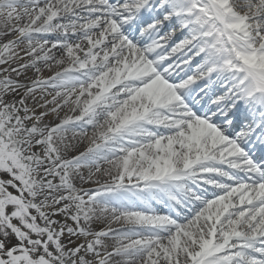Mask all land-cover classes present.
<instances>
[{"label":"snow or ice","instance_id":"obj_1","mask_svg":"<svg viewBox=\"0 0 264 264\" xmlns=\"http://www.w3.org/2000/svg\"><path fill=\"white\" fill-rule=\"evenodd\" d=\"M5 7L0 141L12 148L24 134L20 147L32 149L44 183L29 185L11 161L0 166V264H264V0H0ZM61 56L68 66L52 73ZM77 85L89 97L80 116L50 119L64 105L39 93ZM101 119L111 121L104 139L119 173L84 195L140 201L143 210L121 209L127 231L64 215L61 197L46 212L50 197L37 194L71 191L61 171L69 161L50 170L47 158L58 156V137ZM161 193L168 214L148 202Z\"/></svg>","mask_w":264,"mask_h":264},{"label":"rangeland","instance_id":"obj_2","mask_svg":"<svg viewBox=\"0 0 264 264\" xmlns=\"http://www.w3.org/2000/svg\"><path fill=\"white\" fill-rule=\"evenodd\" d=\"M10 11V10H8ZM20 10L17 9L16 12H19ZM16 12H13V15H16ZM2 8H0V16L2 18L1 22H6L7 19V14L2 15ZM25 19H21V23H24ZM43 21H41L40 23H42ZM39 26V25H37ZM64 65H61L60 67H58L57 70H51L52 73H56V72H60L62 71L64 68H66L69 64V61L67 58L64 57ZM49 75V71L46 69L44 71V76H48ZM39 95L45 100V102H51L52 103V107L53 108H57L59 107L61 104H63L64 106H71V107H67L68 108V118H71V116L73 114L76 113V111L78 110L79 105H81L82 103L86 102L87 99V94H81V87L79 85H77L74 88H67V89H61L59 92V96H57L56 92H51V93H39ZM79 97V100L77 99ZM65 108V107H64ZM61 112L57 113L55 117H51L50 119H56L58 116L60 115ZM77 114V113H76ZM99 121H104L103 119L99 120ZM93 130V128H89L87 131H82V132H69L67 134V139L66 142L63 144L64 147L70 148L71 146H73L74 144H89L88 147H91V151L89 153L88 156L89 158H93L95 159V163L92 164L91 166H85V167H80V169H82L83 173H91L92 171H94V168L98 167L101 164H104L108 159H116L115 157L111 156L110 153H107L106 151V140H99L96 143H94L92 141V137L90 136H86L87 133L91 132ZM107 133V137H111V134ZM84 136V138H83ZM87 137V138H85ZM82 138V139H81ZM84 139V140H83ZM13 140L16 141V144L14 147L9 148L8 145L12 144V141H8L7 143H5L4 141H0V145H3V148L0 149V166H3L5 164V161H11V167L12 168H19L20 171V175L24 176L25 179L29 182V185H31L32 183H35L37 188L41 187L44 183L43 181V176H42V169H39L36 167V165L33 163L32 160L29 159V155L32 153L31 152H26L25 153V147H20V145L23 143V141L25 140V135L24 134H17L14 133L13 134ZM83 141H86L83 143ZM82 142V143H81ZM62 145V146H63ZM55 147L56 150H58L60 148V142L55 141ZM107 154L108 155V159L105 161V159L103 158L104 155ZM53 159V157L47 158V166L49 167L50 161ZM41 162H44L46 159L41 156L40 157ZM98 165V166H97ZM79 167V166H77ZM26 170H30V173ZM71 168H67L66 171L70 172ZM91 188H87V189H81V190H73L67 193H61L58 191H52L55 192V197L56 199L53 201V203H50L51 207L48 209H45L46 212H51L56 210V205H55V201L57 200V197H61L62 199H67L68 203L67 204H74L72 202L73 197H69L70 194H74V197H76L77 195H83L84 193L88 192ZM28 189L25 188V191H27ZM38 195H42V192H38ZM147 197V194H145ZM119 198V197H117ZM27 199V198H25ZM130 202L135 204V206H130V204L128 202H124L123 204H117L114 200V197H111V204H107L105 202V204L99 205L97 207H93L91 208L92 210H90L89 208L87 209L88 212L86 214L90 215H99V214H107L113 212L115 215V219L113 218V220L111 221L109 220H105L101 225H103L104 229L106 231L108 230H112V229H121V230H125L127 231L129 228H132L133 225H131L130 223H128L125 220L124 215L122 214L121 209H128L129 211H138V210H143V205L140 204V201L135 200V198H129ZM157 200H159V202H157ZM148 202L152 208V210L157 213V214H168L171 209L167 206V200L165 197H163V194H157L156 199H152L150 197H148ZM107 204V205H106ZM79 207H81V205H78ZM69 211L64 213V215H73L74 211H76L77 207L74 206H70L69 207ZM83 213V211H82ZM103 216V215H102ZM170 218H173L174 220H176L177 222H181L180 218H177L175 216V214L173 213L172 216ZM93 220V219H92ZM114 221L115 222H120V228H114ZM97 223V222H96ZM100 226V225H99ZM137 239L136 236L132 237L131 240L128 243H131L132 241H135ZM125 243V244H128Z\"/></svg>","mask_w":264,"mask_h":264},{"label":"bare ground","instance_id":"obj_3","mask_svg":"<svg viewBox=\"0 0 264 264\" xmlns=\"http://www.w3.org/2000/svg\"><path fill=\"white\" fill-rule=\"evenodd\" d=\"M9 9L7 7L2 8V15L7 14L9 11ZM24 19V18H22ZM2 18L0 16V29H2L5 25L4 22H1ZM60 61H62V63L56 64L53 63L51 64L49 67L52 70H57L58 67H60L61 65H64V57L61 56L58 58ZM89 97L87 96L86 102L88 101ZM85 102V103H86ZM85 103H82L81 105H79L78 110L76 111L75 114H73L71 116L72 120H76L79 116H80V112H81V108L83 107V105ZM64 110L61 111V116H58L56 119L58 118H68V108L67 107H71V106H64ZM93 130L89 133H87L86 136H90L92 137V141L94 143L97 144V142L99 140H105L104 137H107V133H110L112 136V132L110 130L111 128V121H97L95 127H92ZM109 134V135H110ZM84 138V136H83ZM87 138V137H85ZM67 139V138H66ZM66 139L63 138V135H61L60 137L57 138V141L60 142V148L57 150L58 152V156L57 155H53V159L50 161L49 164V169L51 170L54 167V164L52 163V161L56 160L57 158H59L61 160V163H63L65 160L69 161V164L66 165L61 171L62 174L67 177L66 180V187L70 188L71 191L73 190H81V189H87V188H98L101 187L105 184H110L112 183L113 179L118 175L119 173V169L117 167V161L116 159H108L104 164L99 165L98 167L94 168V171H92L91 173H83L82 169H80V167H77L75 161L72 159L74 156H76L78 153H85V155H89L90 151H91V147H88L89 144H74L73 146H71L70 148H65L64 147V143L66 142ZM82 139V138H81ZM84 140V139H83ZM86 141H83V143ZM82 143V142H81ZM63 145V146H62ZM32 149L25 147V153L26 152H31ZM44 157V156H43ZM45 158V157H44ZM46 159V158H45ZM71 168L70 172H67L66 169L67 168ZM54 179V177L52 178ZM53 190L60 192V188L57 185H53ZM55 191V192H56ZM55 192H50V193H45L42 192L43 194L41 196H47L50 197V199H48V203H53V201L56 199L55 197ZM69 197H73L72 202L74 204L70 205V204H66L65 207L69 210L70 206H74L77 207L76 211H74L73 215H87L88 217H90L91 219H93V222L99 226L101 225L105 220H113V218L115 219V214L113 212L110 211V213L107 214H99V215H93L91 214L88 215L86 214L88 212V208L90 210H92L91 208L93 207H97L99 205L105 204V202L107 204H111L112 200L111 197L113 196H108L106 198H100L98 201H94L92 198L86 196V195H77L76 197H74V194H70ZM81 205V207H79L78 205ZM106 204V205H107ZM83 211V213H82ZM103 215V216H102ZM97 222V223H96ZM114 228H120V222H115L114 221ZM134 236H131L130 239H124L122 241H120V245H123L125 243H128L131 238ZM120 264H126L125 261H121Z\"/></svg>","mask_w":264,"mask_h":264}]
</instances>
